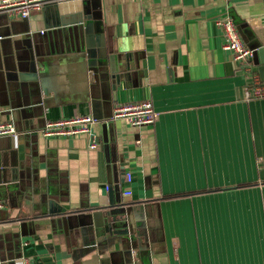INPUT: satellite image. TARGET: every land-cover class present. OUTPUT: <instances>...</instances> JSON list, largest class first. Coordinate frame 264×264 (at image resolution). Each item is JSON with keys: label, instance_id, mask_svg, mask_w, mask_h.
<instances>
[{"label": "crops", "instance_id": "obj_1", "mask_svg": "<svg viewBox=\"0 0 264 264\" xmlns=\"http://www.w3.org/2000/svg\"><path fill=\"white\" fill-rule=\"evenodd\" d=\"M55 2L81 21L45 28ZM224 17L247 48L264 47V0L0 12V121L18 133L0 137V264H117L132 244L135 264H264V96L246 97L254 75L264 81L223 48ZM144 100L152 125L109 126L116 104ZM77 116L96 118L91 136H41ZM118 202L134 211L115 224L105 211Z\"/></svg>", "mask_w": 264, "mask_h": 264}, {"label": "built area", "instance_id": "obj_2", "mask_svg": "<svg viewBox=\"0 0 264 264\" xmlns=\"http://www.w3.org/2000/svg\"><path fill=\"white\" fill-rule=\"evenodd\" d=\"M51 1L64 2L69 0H0V12L7 14L13 19H28L31 11L40 10L41 7ZM215 25L221 30L225 39L223 48L227 50L232 61L237 64H248L251 66L253 58V50L247 48L237 30L236 25L229 17L219 18L215 21ZM246 70H249L248 67ZM254 82L247 92V99L251 96L263 97L264 86L259 83L257 76L254 75ZM158 118V113L153 109L149 100L140 102H129L116 104L114 106L111 122L117 120H125L133 127H142L152 125ZM97 121L91 116H77L73 118H62L45 124L40 130L43 137L51 138H71L75 136L89 135L91 136V125ZM18 135L14 125L9 121H0V137L15 138ZM93 136L90 149L97 147ZM126 183L131 182V174L126 173L124 176ZM130 191H125L124 196H130ZM0 208L3 205L0 204ZM29 264L27 260L22 262Z\"/></svg>", "mask_w": 264, "mask_h": 264}, {"label": "water", "instance_id": "obj_3", "mask_svg": "<svg viewBox=\"0 0 264 264\" xmlns=\"http://www.w3.org/2000/svg\"><path fill=\"white\" fill-rule=\"evenodd\" d=\"M54 5L52 6H48L46 7V9L44 10L45 12H49L45 13L46 15V21L47 23H45V28H51L54 26H59V27H66V26H70V25H75L77 22L81 21V17L82 15L80 14H75V15H71V16H59L57 15V13L59 12V7L58 5L55 3H53ZM56 16H55V14ZM51 15H54V20L52 22H49V17ZM232 19V18H231ZM28 19H23V21H27ZM233 21V20H232ZM233 23L236 25L235 21H233ZM238 30V29H237ZM46 32H37L35 34H33V39H30V42L33 43L35 42L36 44L38 43V39L36 37H43L45 35ZM240 33V32H239ZM36 38V40H35ZM29 43V39L27 40ZM30 47V44H29ZM249 49L253 50V62H255V64H258V72L260 74L261 80L264 81V47H260V48H252V47H248ZM38 53L37 51L34 53V55H32L31 51L27 56V60L29 63V67L31 69H35L37 62H39V59H36L34 56H37ZM258 60V61H257ZM46 66V64H44V67ZM40 106L42 107V103L40 104ZM110 115V119H111ZM95 118V117H94ZM96 119V118H95ZM113 122H111L109 124V126L112 124ZM45 126V124H44ZM41 127L42 128H44ZM104 126V124H103ZM106 126V125H105ZM16 129V128H15ZM17 131V130H16ZM42 136V134H41ZM43 137V136H42ZM44 138V137H43ZM0 183H4L3 180L0 179ZM123 183V181H122ZM121 202H118V207L115 209H109L108 211H105V214L110 217V221H112V223L114 222L115 224L118 222V217H123L124 214L128 215L130 212L134 211V209H132V207L129 209L128 207H126L124 204H120ZM124 219V218H121ZM121 226L123 227L124 225L121 224ZM124 240V239H123ZM137 245H133L132 246H127V248L125 250H123L122 254H121V258L119 261H117V264H135L134 263V258L132 257V252H131V248L132 250H135V247Z\"/></svg>", "mask_w": 264, "mask_h": 264}]
</instances>
